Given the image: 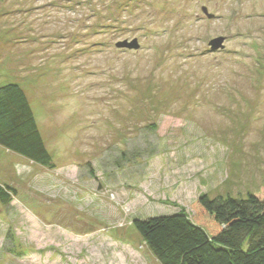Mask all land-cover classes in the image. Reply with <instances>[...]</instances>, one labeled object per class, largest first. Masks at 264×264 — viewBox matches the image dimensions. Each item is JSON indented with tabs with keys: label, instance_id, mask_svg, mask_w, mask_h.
<instances>
[{
	"label": "rangeland",
	"instance_id": "rangeland-1",
	"mask_svg": "<svg viewBox=\"0 0 264 264\" xmlns=\"http://www.w3.org/2000/svg\"><path fill=\"white\" fill-rule=\"evenodd\" d=\"M7 83L55 163L0 146L24 264H160L134 218L264 189V0H0Z\"/></svg>",
	"mask_w": 264,
	"mask_h": 264
},
{
	"label": "trees",
	"instance_id": "trees-1",
	"mask_svg": "<svg viewBox=\"0 0 264 264\" xmlns=\"http://www.w3.org/2000/svg\"><path fill=\"white\" fill-rule=\"evenodd\" d=\"M0 146L37 165L55 166L19 83L0 86ZM16 193V187L0 182L1 205H9ZM190 208L193 216L180 208L133 219L160 264H264V189L245 198L200 195ZM0 241V255H24L14 237Z\"/></svg>",
	"mask_w": 264,
	"mask_h": 264
},
{
	"label": "water",
	"instance_id": "water-1",
	"mask_svg": "<svg viewBox=\"0 0 264 264\" xmlns=\"http://www.w3.org/2000/svg\"><path fill=\"white\" fill-rule=\"evenodd\" d=\"M204 13L206 15H208V17H212L213 15L212 14H209L207 12V10L204 8L203 9ZM224 41H225V37L223 36H219V37H216L214 39H212L210 42H209V45H210V49L212 51H216V50H220V49H223L224 48ZM117 48H134V49H137L139 47L138 45V42L137 40H133V42H128V41H121V42H118L116 44Z\"/></svg>",
	"mask_w": 264,
	"mask_h": 264
},
{
	"label": "crops",
	"instance_id": "crops-1",
	"mask_svg": "<svg viewBox=\"0 0 264 264\" xmlns=\"http://www.w3.org/2000/svg\"><path fill=\"white\" fill-rule=\"evenodd\" d=\"M22 258H25V254L24 255H12L9 253L1 254L0 264H24L23 263L24 260Z\"/></svg>",
	"mask_w": 264,
	"mask_h": 264
}]
</instances>
